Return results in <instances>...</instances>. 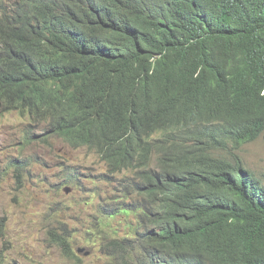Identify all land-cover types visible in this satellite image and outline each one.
<instances>
[{
  "label": "trees",
  "instance_id": "1",
  "mask_svg": "<svg viewBox=\"0 0 264 264\" xmlns=\"http://www.w3.org/2000/svg\"><path fill=\"white\" fill-rule=\"evenodd\" d=\"M0 104L97 150L110 172L134 171L125 192L147 224L113 241L110 264L179 251L191 264H264V175L244 187L238 166L264 136V0H0ZM171 121L180 160L127 130ZM204 125L219 131L211 146L191 133Z\"/></svg>",
  "mask_w": 264,
  "mask_h": 264
},
{
  "label": "rangeland",
  "instance_id": "2",
  "mask_svg": "<svg viewBox=\"0 0 264 264\" xmlns=\"http://www.w3.org/2000/svg\"><path fill=\"white\" fill-rule=\"evenodd\" d=\"M42 129L28 115L0 104V264H106L111 255L100 243H106L110 230L97 224L98 209L107 206L126 216L113 221L121 234L128 222L139 232L147 222L130 207L125 192L114 194V187L102 181L106 165L95 152L59 136L46 138ZM240 155L264 171V136L245 144ZM23 159L27 168L18 179L16 167ZM71 171L76 172L72 178ZM54 227L72 236L81 260L67 257L53 242L48 231Z\"/></svg>",
  "mask_w": 264,
  "mask_h": 264
},
{
  "label": "clouds",
  "instance_id": "3",
  "mask_svg": "<svg viewBox=\"0 0 264 264\" xmlns=\"http://www.w3.org/2000/svg\"><path fill=\"white\" fill-rule=\"evenodd\" d=\"M15 1L16 0H14L10 5H7V6L11 7ZM19 113L22 115H27V114H23L21 112H19ZM30 118H32V117H30ZM34 121L37 122V124H43L42 130H44V132H45L44 134H45L46 138L49 136H58V134L51 132V124L49 123V121H45V120L43 122H38L36 120H34ZM164 127H165V129H162V130L159 129V130L151 131L149 134H144L138 130H133L131 128H127V127L126 128L128 131H130L132 133L143 135L150 142V145H151V148H152L154 155H162L164 158H166L170 161L180 160V157H179L177 151L173 147L172 140L170 139V137L177 134L182 128L178 125V123H176L174 121H171V122L164 124ZM191 133L193 134L194 137L198 138L201 142L207 144V146L213 145L214 141L217 140L220 136L219 131H217L216 129H214L210 125H204V126L194 128L191 131ZM83 147L95 152L100 157V159L105 163L106 172L103 174L104 177L102 178V181H104L107 184H110L114 187V189L117 191L114 194H121L122 192H125V180L128 177L134 175V171L123 170V171H118V172H110L109 165H108L107 161L102 157V155L97 150L90 148L86 145H83ZM78 148H80V147H78ZM240 151H239V155H240ZM240 157H241V155H240ZM240 160L242 161V164L238 165L239 166V176H240V179L242 181L243 186L247 187V186L252 185L253 187L257 188L258 180L261 178L262 175H264V171L260 172L256 169H254L253 167L248 165L242 157ZM26 168L27 167H22V168L16 169V174H17L18 179H22V171ZM75 173H76L75 171H71L69 173V177L72 178L73 176H75ZM67 190H69V188H66V191ZM67 192H69V191H67ZM127 196H128V194H127ZM134 197L137 198V193H135L133 195V198ZM128 198L130 200L129 202H131L132 197L128 196ZM98 211L102 215V217L97 221V224H100L102 226L101 228L103 230H105V229L110 230V231H108L107 236L105 237L106 243H100V249L106 253H109L111 255V259L116 260V258H115L116 250L113 248V241L117 240V239H121L128 234L134 235L136 233V231H134L132 229L129 222H128V225L124 228L125 231L122 234L120 233L119 228L114 227L113 221L116 220L118 217L123 216V215H119V213L117 212L116 209H112V210L108 211L107 206H104V207L98 209ZM123 217L126 218L125 215ZM107 219L111 220L110 224H108L106 222ZM54 228H52L48 231L49 237L52 240H53L52 233H55ZM61 233L66 234L69 238L72 237L70 234L66 233V230H64ZM54 243L56 244V242H54ZM56 245H58V244H56ZM62 252H63V250H62ZM176 257L178 259L173 260ZM73 259H76V258H73ZM110 261L106 264H110ZM163 261H164V264H191L192 259L191 260L187 259L185 257V255H183L179 251L173 255L166 256L163 259Z\"/></svg>",
  "mask_w": 264,
  "mask_h": 264
},
{
  "label": "bare ground",
  "instance_id": "4",
  "mask_svg": "<svg viewBox=\"0 0 264 264\" xmlns=\"http://www.w3.org/2000/svg\"><path fill=\"white\" fill-rule=\"evenodd\" d=\"M178 258L176 257V258H174L173 260H177Z\"/></svg>",
  "mask_w": 264,
  "mask_h": 264
},
{
  "label": "water",
  "instance_id": "5",
  "mask_svg": "<svg viewBox=\"0 0 264 264\" xmlns=\"http://www.w3.org/2000/svg\"><path fill=\"white\" fill-rule=\"evenodd\" d=\"M67 191H69V190H67Z\"/></svg>",
  "mask_w": 264,
  "mask_h": 264
}]
</instances>
